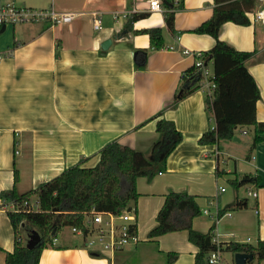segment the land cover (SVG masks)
<instances>
[{
  "label": "crops",
  "instance_id": "0c3cea01",
  "mask_svg": "<svg viewBox=\"0 0 264 264\" xmlns=\"http://www.w3.org/2000/svg\"><path fill=\"white\" fill-rule=\"evenodd\" d=\"M149 1L0 0L80 14L54 27L6 26L0 35V193L14 189L22 195L70 167H94L99 151L112 142L146 154L158 139V120L172 122L182 135L157 166L161 172L136 179L138 197L129 204L133 241L119 251L101 252L64 229L56 238L58 248L42 250L38 264H168V254L177 255L172 264H194L198 248L188 241L186 231L148 238L169 193L193 196L200 210L217 208L221 217L216 224L196 217L192 228L203 234L212 229L222 249L229 244L256 247L264 241V142L251 149L253 129L238 127L236 140L200 145L201 136L214 127L206 111L207 90L199 88L174 101L193 67L194 54L215 44L210 36L192 33L211 17L214 0H158L162 12H149ZM255 3L247 15L249 26L224 23L218 39L237 51L254 52L245 66L260 92L256 120L264 123V13L256 17L264 11V0ZM172 4L175 36L164 21L165 9ZM131 11L135 13L129 19L123 17ZM94 12L102 19L98 32L92 29ZM136 15L146 16L130 21ZM152 28L162 32L160 50L150 48L146 34L135 33ZM107 40L110 44L103 50ZM208 66L212 69L211 63ZM245 177L238 189L228 186ZM220 185L226 186L222 193ZM247 190L256 191L257 198L247 196ZM14 238L7 212L0 210V264L13 251ZM233 256L222 251L219 264H234ZM246 264H264V259L252 255Z\"/></svg>",
  "mask_w": 264,
  "mask_h": 264
},
{
  "label": "trees",
  "instance_id": "16d2710c",
  "mask_svg": "<svg viewBox=\"0 0 264 264\" xmlns=\"http://www.w3.org/2000/svg\"><path fill=\"white\" fill-rule=\"evenodd\" d=\"M214 4L211 17L192 30L196 35H207L215 40L214 46L202 53L205 63H211L214 75L215 88L212 97L205 98L206 111L213 120L214 127L206 131L198 143L214 145L219 141L231 140L238 127H246L253 129L250 147L253 149L258 143L264 142V123L256 120V103L260 99V92L245 66V62L253 57L254 52L235 50L218 39V32L228 22L249 26L247 15L252 12L256 3L255 0H214ZM174 10L172 4L164 12L165 25L172 36L176 35ZM145 16L136 15L130 21ZM5 27L0 25V35ZM135 33L146 34L152 50L164 47L162 32L158 28ZM194 72L192 67L184 76V83L174 99L175 102L199 89L198 79L193 78ZM155 131L158 139L150 148V159L138 150L112 142L99 151V159L94 167H70L54 179L22 195H17L14 189L1 192L0 198L13 203L15 207L23 208L24 202H31L34 198L38 203L37 212L21 209V212L7 213L15 238L13 251L6 253L5 264H38L42 250L58 248L52 245V240L64 229L76 228L85 232L84 219L92 211L117 216L131 212L129 204L138 197L136 179H151L156 172H161V165L157 166L164 162L182 140L181 133L170 121L158 120ZM247 179L248 177L241 182L231 181L230 185L238 189L245 185ZM240 207L237 203L236 208ZM201 213L193 196L169 193L156 215V226L149 232L148 238L152 240L168 233L186 231L188 241L198 248L194 264H208L206 257L215 249L212 229L203 234L192 228L193 219ZM22 229L27 233L35 231L40 237L39 243L31 250L21 240ZM131 232L134 234L135 228ZM224 250L252 254L258 261L264 259V241L258 242L256 247L229 244L225 249L221 247V251ZM167 257L168 264H172L177 255L168 254Z\"/></svg>",
  "mask_w": 264,
  "mask_h": 264
},
{
  "label": "built area",
  "instance_id": "2783aa9c",
  "mask_svg": "<svg viewBox=\"0 0 264 264\" xmlns=\"http://www.w3.org/2000/svg\"><path fill=\"white\" fill-rule=\"evenodd\" d=\"M149 12H162L163 9L158 0H150L148 2ZM135 12H125L123 17L129 19ZM264 11H260L256 14L258 19H261ZM80 14L77 13H60L54 9L37 10L23 6H15L12 3H0V25L12 26L16 24H35V23H47L51 27L68 24L72 22ZM92 16V29L96 32L102 29V19L99 13H91ZM188 54V52H185ZM195 69L194 79H198L199 88H205L207 90V97L211 99L215 85L214 75L212 69L205 63L202 53L194 54ZM245 134V132H242ZM218 154V153H216ZM219 193L224 192V188H218ZM247 196L253 199L257 198V192L247 190ZM27 212H37L38 203L32 200L31 202H24L23 208L15 207L13 203L6 202L0 198V210L8 212H21L22 210ZM202 213L213 220L214 224L217 223L221 217L220 212L215 208L212 213L208 209H204ZM223 215V214H221ZM230 216L229 213L225 214ZM133 218L130 212H124L117 216L109 213L90 212L84 219V227L86 229L83 232L80 229L71 228L72 234L78 235L82 238H86L87 246L89 248L98 247L101 252H115L126 247L131 241L134 240V234H132V228L134 227ZM57 239L52 240V245H55ZM212 243L215 249L207 256L208 264H219L221 261V246L216 241L214 236Z\"/></svg>",
  "mask_w": 264,
  "mask_h": 264
},
{
  "label": "water",
  "instance_id": "95a60500",
  "mask_svg": "<svg viewBox=\"0 0 264 264\" xmlns=\"http://www.w3.org/2000/svg\"><path fill=\"white\" fill-rule=\"evenodd\" d=\"M110 44V41L107 40L102 44V49L106 50L108 45ZM233 140H236V138H233ZM28 239L26 242L25 247L29 250L33 249L40 241V237L35 231H31L28 233ZM234 264H246L247 262H250L252 260V255L243 253V252H236L233 256ZM207 261V257H206Z\"/></svg>",
  "mask_w": 264,
  "mask_h": 264
},
{
  "label": "rangeland",
  "instance_id": "374dc122",
  "mask_svg": "<svg viewBox=\"0 0 264 264\" xmlns=\"http://www.w3.org/2000/svg\"><path fill=\"white\" fill-rule=\"evenodd\" d=\"M247 130V129H246ZM250 132V131H249ZM248 137H250V136H248ZM144 156L147 158V159H150V151L149 152H147L146 154H144ZM228 186H230L231 188H233L231 185H229L228 184ZM219 188H224V190H225V188H226V186H224V185H220L219 186ZM234 189V188H233ZM34 201H36V199L34 198ZM207 208H210V206L209 207H206V209ZM201 211H203V210H201ZM210 212H213V210H212V208H211V210H210ZM131 214H133L132 212H130ZM199 217H203V218H208L209 220H211L209 217H207V216H205L203 213H201V215L199 216ZM212 222H213V220H211ZM214 223V222H213ZM67 231H69V229H66ZM28 233H27V231H25L24 229H22L21 231H20V237L22 238V240H23V242H24V244H26V242H27V239H28V235H27ZM59 235V234H58ZM81 238V237H80ZM82 239V238H81ZM80 239V240H81ZM224 258H225V260L226 261H228V262H230V257L225 253L224 254ZM231 263V262H230Z\"/></svg>",
  "mask_w": 264,
  "mask_h": 264
}]
</instances>
